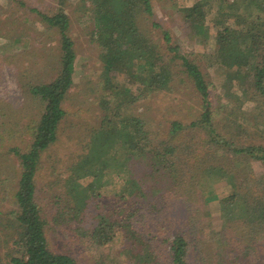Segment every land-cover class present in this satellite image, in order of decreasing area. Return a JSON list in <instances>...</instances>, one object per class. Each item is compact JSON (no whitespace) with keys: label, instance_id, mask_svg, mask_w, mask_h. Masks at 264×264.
<instances>
[{"label":"rangeland","instance_id":"374dc122","mask_svg":"<svg viewBox=\"0 0 264 264\" xmlns=\"http://www.w3.org/2000/svg\"><path fill=\"white\" fill-rule=\"evenodd\" d=\"M19 1L24 5L0 0V264L8 261L9 254L20 256L12 244L18 213L14 195L20 174L19 160L12 150L23 153L28 149L31 142L29 125L42 114L40 106H43L28 90L34 85L53 80L59 73L60 38L55 29L41 21L38 13L51 15L57 11L65 12L70 19L68 34L73 40L76 55L74 83L62 105L65 116L59 124L57 140L41 156L35 178V198L45 221L49 250L68 255L75 264H94L96 259L107 255L110 248L98 246L88 235L94 231L100 217L109 215V222L115 219L116 224L119 218L125 217L122 211L116 214L114 201L107 198L121 188L122 180L115 175L110 176L112 181H107L108 187L104 190L98 188L100 182L96 183V189L100 194L105 192V195L100 198L98 195L92 196L86 204L80 205L78 214L75 211L69 214L62 209L61 195L64 179L69 177L64 169L79 158V153L84 152L82 148L80 151L78 145L82 141L84 144L87 138L86 132L89 130L86 128H93V121L100 120L98 117L104 115L94 95L90 98L86 96L90 91H104L97 83L102 49L97 42H90L88 32L92 25L83 7L84 0H67L64 5H59L57 0ZM199 1L202 0H150L153 15L139 17V29L158 45L162 53H166L162 38V30L166 29L172 44L178 45L181 54L196 63L204 74L211 96L213 135L231 139L236 146H264V96H256V92L249 88L246 94L236 91L240 100L236 99L234 103L223 99L224 79L218 72V67L223 64V54L217 52L214 39L198 42L188 34L183 10ZM207 1L203 14L206 21L214 24L216 36L233 30L244 34L248 26L255 31H264L263 11L249 13L247 19L236 17L240 12L238 7L247 0ZM154 22L159 25L158 28L152 26ZM12 36L21 37V42L10 45L6 41ZM182 71L173 63L169 88L148 95L141 92L138 83L130 81L128 92L115 96L118 100H125L124 105L116 108L114 106L119 101H115L113 106H109L111 109L107 116L109 114L114 119L112 122L124 117L138 118L152 147L175 146L174 150L178 153L177 160L171 154L167 156L173 162L169 170L176 174L168 186L165 175L154 179L152 176L142 184L144 194L137 203L130 204V200L123 203L116 198L117 204H124L127 209L136 211L130 220L138 231L151 240L150 248L155 250L158 264H171L170 243L177 233L183 234L185 231L191 246L192 240L199 244L196 252L189 250L188 264H264V220H258L259 214H244L246 220L239 223L237 217L229 222L219 214V200L230 195L237 198L233 214L241 215L243 209L257 213L256 206L264 205V164L253 157L229 156L231 163L227 172L231 176L220 175L226 179L212 182L214 177L210 169L218 167L217 162L225 155L216 156L213 150L216 148L210 143L206 127L198 124L203 111L202 103L192 82ZM83 93L87 94L82 96ZM179 149L187 153L197 150L196 155L201 159L199 167L193 169L192 174L189 171L194 180L182 177L184 170H192V166L190 163L187 167L183 166L182 153L177 151ZM86 153L91 154L88 149ZM117 155L121 156L120 153ZM197 169H201V172L198 173ZM179 178L185 180L182 185L185 184L183 187L187 193H182L176 184L174 188L171 187ZM195 181L197 185L191 186L190 183L195 184ZM90 182L91 177L81 179L71 184V189L80 190ZM161 182H165L167 187L156 184ZM200 185L207 190L212 189L216 196L206 205L203 203L205 195L194 192ZM190 190H194L195 197L193 194H189L193 198L188 197ZM183 195L191 201L189 206H193L192 209L187 210ZM96 202H99L97 206ZM77 204L75 202L71 206L76 207ZM101 211L104 214H97ZM75 215L79 220L70 221L68 217ZM188 215H191L193 223L187 229ZM71 225L73 231L70 230ZM246 226L251 229H246ZM248 230L252 231L253 236L256 232H263L253 242L255 249L250 256L243 259L234 236L240 241L235 232ZM81 232L87 236H82ZM230 232L232 234L229 235Z\"/></svg>","mask_w":264,"mask_h":264},{"label":"trees","instance_id":"16d2710c","mask_svg":"<svg viewBox=\"0 0 264 264\" xmlns=\"http://www.w3.org/2000/svg\"><path fill=\"white\" fill-rule=\"evenodd\" d=\"M11 1L20 6L24 5L19 0ZM57 1L59 5H64L67 0ZM205 4H208V1L202 0L185 8L183 19L188 23V34L192 38L197 39L198 42L214 39L217 52L223 54L221 58L223 64L218 67V72L224 79L222 98L229 103H234L236 99L240 100L235 94L236 91L246 94L249 88L256 92V96H264V31H255L247 25L248 28L246 27L244 34L233 30L216 36L218 34L214 31V24L205 20L203 14ZM83 7L88 12L92 25L88 32L90 42H97L102 49L99 60L100 71L103 69V74L98 76L97 83L105 88V92L97 93L94 90L87 92L88 94L83 93L82 96L87 94L86 96L90 98L94 95L99 107L102 111L104 110L103 116L105 117L97 128H86L89 130L86 132L87 138L84 144L82 141L78 145L80 151L82 148L84 152L80 154L78 151L79 158L70 167L64 169L65 173H69V177L64 179V186L62 185L64 188L61 195L62 209L67 210L69 214L73 211L78 214L80 205L86 204L92 196L98 195L100 198L101 195H105V192L100 194L96 189V183L100 182L98 188L101 187L104 190L108 187L107 181H112L110 176L115 175L117 179L122 180L121 188L107 198L114 201L116 214L122 211L125 217L119 218L117 224L115 219L109 222V215L98 218L96 228L88 237L91 241L97 242L98 246H109L110 250L107 255L96 259L94 264H158L155 250L152 251L150 248L151 240L146 234L138 231L130 220L136 211L127 209L124 204H117L116 198L124 201L123 203L126 200H130V204L137 203L138 198L144 194L142 184L152 179V176L154 179L165 175L168 186L172 176L176 174L170 172L169 169H172L173 162L167 156L171 154L173 159L177 160L178 153L174 150L175 146L152 147L143 123L138 118L124 117L112 122L114 119L109 117V114L107 116L111 109L109 106L119 101L114 106L119 108L125 102V100L116 99L115 96H122L128 92L130 81L138 83L141 92L145 95L164 91L169 88L173 77V63L183 70L182 72L192 82L202 103L203 111L198 124L202 128L206 127L210 143L214 145L213 148H216L213 149L216 156L225 155L224 159H219L217 162L218 167L214 166L210 169L214 177L212 182L231 176L227 172L228 165L231 163L229 156L253 157L264 164V146H236L231 139L226 140L213 135L211 96L204 74L196 63L181 54L178 45L172 44L166 29L162 30L166 53L160 52L158 45L154 44L139 29V17L153 15L150 0H84ZM238 9L240 12H237L236 17L247 19L249 13L256 10L264 12V0H247L242 2ZM38 14L41 21L49 28L55 29L60 38L59 73L53 80L34 85L28 90V93L34 99H38L43 106H40L42 114L29 125L31 142L28 149L23 153L12 150L20 164L19 180L14 195L18 208L17 226L12 244L14 251L20 253V256L9 254L8 261L1 264H75L74 259L68 255L57 254L49 250L45 236V221L40 215L39 205L35 198V178L42 154L57 140L58 127L65 116L62 104L74 83L76 55L73 40L68 34L70 25L68 15L62 11L51 15ZM152 26L159 27L156 22L152 23ZM6 42L10 45L19 44L21 37H9ZM84 113L87 114L88 111L85 110ZM105 123L108 125L106 126ZM173 127L175 128L176 124ZM87 149L91 154L86 155ZM177 151L182 153L183 166L187 167L189 163L192 166V170L183 169L182 177L194 180V176L190 175L189 171L192 174L193 169L199 167L201 159L196 155L197 150L190 153L184 152L183 149ZM197 172L200 173L201 169H197ZM89 177H91V182L85 188L71 189V184ZM196 182L190 185H197ZM182 183H185V180L179 178L171 187L174 188L176 184L177 188H181L182 193H187V189L183 187L185 184L182 185ZM156 184L160 187H167L165 182ZM205 188L200 185L195 191H188V197L193 198L189 194L195 197L194 191L200 196L205 195L203 203L208 204V201L216 196L212 189ZM126 191L128 193H124ZM184 198L187 210L192 209L193 206H189L191 205L189 198ZM236 199L230 195V197L219 200V214L223 216L222 218L230 222L237 217L239 223L240 220H246L244 214H259L258 220H264V205L256 206L257 213L243 209L241 215L233 214L236 210ZM75 202L78 203L77 206L72 207V203ZM98 204L99 202H96L95 206ZM193 204L195 205L194 202ZM97 214L104 213L101 211ZM207 215L202 214V216ZM188 217L190 219L186 222L187 229L193 223L191 215ZM68 218L70 221L71 219L72 221L79 220L76 215ZM245 228L251 229L249 226ZM70 230L73 231L72 225ZM262 232H256L254 236L250 230L235 232L240 237L239 241L234 236L238 242L236 243L237 250L241 252L240 256L243 259L249 257L251 251L255 249L253 242ZM81 233L82 236H87L86 233ZM185 234L186 231L183 234L177 233L170 243L171 264H188L189 250L196 252V246L199 244L192 240L191 246ZM196 256L197 254L193 255V258Z\"/></svg>","mask_w":264,"mask_h":264},{"label":"crops","instance_id":"0c3cea01","mask_svg":"<svg viewBox=\"0 0 264 264\" xmlns=\"http://www.w3.org/2000/svg\"><path fill=\"white\" fill-rule=\"evenodd\" d=\"M101 73L103 74V69H102V71H100V74L99 75H101ZM104 90H105V88H103ZM67 99V98H66ZM65 101V100H64ZM63 105V104H62ZM102 111V110H101ZM98 119H100V120H94L93 121V123H94V128H97V126H99V124H100V121H102V119H103V116H100V117H98ZM92 129V128H91Z\"/></svg>","mask_w":264,"mask_h":264}]
</instances>
